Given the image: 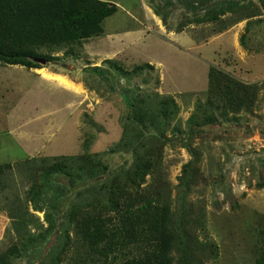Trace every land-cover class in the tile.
<instances>
[{"label": "rangeland", "instance_id": "1", "mask_svg": "<svg viewBox=\"0 0 264 264\" xmlns=\"http://www.w3.org/2000/svg\"><path fill=\"white\" fill-rule=\"evenodd\" d=\"M102 1L117 12L101 34L70 45L73 54L44 45L39 51L58 60L31 69L0 63V256L14 254L4 264H118L138 254L137 245L101 254L83 241L76 218H114L109 186L131 190L126 171L139 161V191L169 205L191 264H256L264 230L263 0ZM144 63L154 68H118ZM211 65L257 84L256 98L236 112L212 103ZM126 97L157 116L139 124ZM45 169L53 174L43 183ZM37 186L41 208L30 198Z\"/></svg>", "mask_w": 264, "mask_h": 264}, {"label": "trees", "instance_id": "2", "mask_svg": "<svg viewBox=\"0 0 264 264\" xmlns=\"http://www.w3.org/2000/svg\"><path fill=\"white\" fill-rule=\"evenodd\" d=\"M117 10L115 3L102 0H0V63L31 69L42 67L43 61L49 63L58 60L57 57L39 51L44 45L66 46V53L73 54L70 45L101 34L104 20ZM118 68L125 74H138L146 68L153 69L154 66L144 63L131 71ZM98 72L103 74L101 70ZM257 86L242 82L214 65L210 66V101L214 103L215 99L222 102L228 110L236 112L245 102H250V96L252 100L256 98ZM126 102L132 110V118L141 125L147 122L149 116L154 119L158 114L147 116L142 113V99L140 103H135L126 97ZM172 102L174 101L171 99L170 106ZM166 104L167 101L164 100L162 106L166 109L160 111L164 117L168 116L169 107ZM205 122L213 124L216 119L212 115H206ZM144 162L139 161L133 171H126V182L133 185L131 190H124L120 182L109 186L108 199L115 217L101 212L86 213L78 217L76 212L74 217H78L77 231L84 242L107 256L118 248L133 245L140 248L138 254L125 258L118 264H177L174 256L176 250L182 251L180 264L182 261L184 264H191L185 231H178L179 226L174 223L169 205L159 204L139 191L140 183L137 180L142 179L145 174ZM52 174L49 170H43L42 182L45 183ZM115 189L118 193H115ZM41 190L37 186L30 193L36 208H41ZM117 194L120 196L115 197ZM262 235V249L256 264H264V230ZM178 247L180 249H176ZM9 255L14 254L7 250L5 255L0 256V263L4 264Z\"/></svg>", "mask_w": 264, "mask_h": 264}, {"label": "crops", "instance_id": "3", "mask_svg": "<svg viewBox=\"0 0 264 264\" xmlns=\"http://www.w3.org/2000/svg\"><path fill=\"white\" fill-rule=\"evenodd\" d=\"M45 75H46V77H53V78H55V79H57V78H61V79H63V81H64V83L66 84L65 86L66 87H68V88H71V87H73V88H76L75 86H72L73 84L71 83V82H69L66 78H64V77H62V76H53V75H51V74H47V73H45ZM76 89H78V88H76ZM79 90V89H78Z\"/></svg>", "mask_w": 264, "mask_h": 264}, {"label": "bare ground", "instance_id": "4", "mask_svg": "<svg viewBox=\"0 0 264 264\" xmlns=\"http://www.w3.org/2000/svg\"><path fill=\"white\" fill-rule=\"evenodd\" d=\"M58 79L63 80V79H61L60 77H59Z\"/></svg>", "mask_w": 264, "mask_h": 264}]
</instances>
